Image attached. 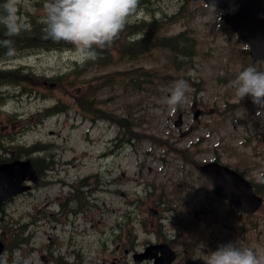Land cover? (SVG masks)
Wrapping results in <instances>:
<instances>
[{
  "label": "rangeland",
  "instance_id": "1",
  "mask_svg": "<svg viewBox=\"0 0 264 264\" xmlns=\"http://www.w3.org/2000/svg\"><path fill=\"white\" fill-rule=\"evenodd\" d=\"M37 1L40 0H17V11L34 12L37 8L35 12L43 17L44 10L35 6ZM181 5L180 0H167L156 7L155 14L170 15ZM183 6L188 15L173 22L168 33L187 29L194 34L198 42L195 68L179 72L171 68L170 82L155 83L150 92L135 96L117 85L105 84L100 91L104 108L122 115L131 112L138 119L136 130L141 135L156 134L170 143L178 141L183 148L193 147L195 160L199 163L219 155L221 162L246 169L250 179L258 180L264 173V123L257 119V108L251 98L239 101L235 89L230 86L249 61L243 52L246 44L229 31L224 20L217 30L218 17L203 2ZM143 17L147 14L143 13L139 19ZM167 59V53L155 52L133 63L93 69L84 77L90 79L142 65L163 72L169 65ZM75 62L70 51L38 50L0 59V67L25 66L50 76L64 73ZM256 69L264 72L259 67ZM179 80L188 84L186 101L175 111H170L166 98ZM29 88L37 89L36 86ZM2 91L5 99L3 125H7L5 114H14L17 119L12 127L17 131L16 140L27 145L37 141L49 144L54 160V168L47 174L48 180L53 181L51 184L40 185L28 195L13 199L0 208V223L23 226L26 230L23 236L28 241L5 252L2 264H25L26 261L29 264H55L53 258L58 255L72 260L77 254L85 264H151L137 263L134 252L142 250L147 241L163 240L164 237L154 231L161 225V231L167 235L170 229L167 220L170 212L162 210L161 202L166 198L174 199V193L190 185L192 190L185 199L192 207L188 231L179 237L171 222V236H167L179 255L175 264H187V258L191 259L190 264H207L209 253L228 243H238L257 256L264 255V206L252 217L255 226L248 220L235 223L224 201L217 197L211 201L203 198L206 189L212 190V187L198 175V166L185 164L166 144L159 146L146 137L140 142L127 143L126 139L119 138L116 125L84 118L69 96L52 93L54 90L49 91L48 86L41 89L43 93L30 94L12 86H6ZM59 100L67 104L68 113L48 117L39 124L27 119ZM156 109L160 111H154ZM197 111L198 116L195 115ZM180 117L182 123L177 126ZM194 143L197 144L193 146ZM90 176H93L89 179L90 185L95 182L101 187L91 199L98 208L78 215L74 224L57 223L54 219L59 207L57 197L64 199L72 191L71 183ZM61 180L67 185L57 182ZM196 199H202V202L198 203ZM50 202L53 203L49 205ZM182 202L185 203L183 199ZM200 204L206 206V212H202L204 208ZM196 211L198 217L194 216ZM174 214L171 211V218ZM32 221H35L34 225L30 224ZM127 230L134 232L121 246L117 239L125 238ZM199 235H205V240ZM8 236L10 234L0 227V238L7 241ZM188 238L191 248L184 244ZM67 249L69 252L65 253Z\"/></svg>",
  "mask_w": 264,
  "mask_h": 264
},
{
  "label": "trees",
  "instance_id": "2",
  "mask_svg": "<svg viewBox=\"0 0 264 264\" xmlns=\"http://www.w3.org/2000/svg\"><path fill=\"white\" fill-rule=\"evenodd\" d=\"M147 1L149 0H140L139 9ZM163 1L165 0H158V3ZM4 2L5 0H0V5ZM44 3L45 0H42V8L44 7ZM148 8L149 7H147L146 10H151L152 13L154 12V7L150 9ZM16 14L19 17H22L29 27L26 30H23L19 35L9 37L6 35L7 30L0 25V58L15 56L27 50L37 51L42 49L72 48L71 45L63 42L58 43L45 38L44 25L41 23V15L29 12H26L25 15H20L19 11H17V5ZM180 15L181 11H178L171 16L164 15L161 18H151L149 20H141L137 23L129 24L112 46L103 50L96 60L88 61L83 66L75 64L68 72L63 74L49 76L24 67H17L8 70L0 69V103L3 102L4 93L1 91V87L4 85H14L19 89L24 88L25 90L28 89L29 92H32V89L29 88L32 85L35 86L37 84L51 83L55 90H60L69 95L75 96L72 94V90L78 87L79 84H82V75L90 71L92 66L102 68L112 64L115 61V58L121 61H126L145 57L154 51H166L168 52L170 60L174 66L179 67L180 65H185L187 62L191 61L192 57H194L197 52L195 38L187 31L176 35H169L165 32L171 22L176 21ZM6 40L12 41L11 46L14 49L12 55H8V48L3 46L2 42ZM161 76L164 80L170 75L167 72L160 73V71L156 69L147 70L144 68H136L122 72L121 75L117 72V78L112 75L102 76L100 78V83L124 82L130 85L132 90H135V88L142 87L144 83H151L155 78L159 79ZM92 83L93 81L83 82V91L81 92L80 97L76 96L77 103L85 111L91 113L95 119L98 118V116L105 117L104 119L117 124L123 130L124 135L129 136L134 125L129 117L123 118L113 112L104 113L101 109L93 108L95 86H93ZM122 84L120 85L122 86ZM62 110V103L55 104L53 107L45 109L44 112L36 114L35 121L36 123L41 122L48 114L61 112ZM10 120H12L11 117ZM1 139L0 133V144ZM43 150H45V146L36 143L30 147L21 146L17 148V154L27 155V151L42 152ZM33 161L35 167L41 171L40 173H44V170L47 169L51 163H49L48 158H44V156H37L33 158ZM255 190L259 193H263L261 192L263 190L259 189L257 185H255ZM83 198L85 197L83 196V193H81L78 196V201L82 202ZM14 240H16V238Z\"/></svg>",
  "mask_w": 264,
  "mask_h": 264
},
{
  "label": "clouds",
  "instance_id": "3",
  "mask_svg": "<svg viewBox=\"0 0 264 264\" xmlns=\"http://www.w3.org/2000/svg\"><path fill=\"white\" fill-rule=\"evenodd\" d=\"M219 0H210L209 6L218 17L217 30L222 27V9ZM17 0H5L0 5V25L9 37L19 35L29 25L16 14ZM140 0H45L41 23L45 38L71 45V58L83 66L96 60L101 52L119 38L126 27L143 15L139 9ZM238 11L235 0H230L229 13ZM8 55L14 53L12 41H3ZM239 101L250 97L257 108V119L264 123V72L247 67L239 72L230 84ZM188 84L184 80L174 83L171 94L166 98L170 111H175L186 101ZM159 112V109L154 110ZM6 256V254H3ZM2 264V262H0ZM25 264H29L28 261ZM207 264H264V255L257 256L251 249L238 243L218 246L209 253Z\"/></svg>",
  "mask_w": 264,
  "mask_h": 264
},
{
  "label": "water",
  "instance_id": "4",
  "mask_svg": "<svg viewBox=\"0 0 264 264\" xmlns=\"http://www.w3.org/2000/svg\"><path fill=\"white\" fill-rule=\"evenodd\" d=\"M208 4L210 0H205ZM238 11L229 13L230 0H219L218 6L226 14V22L230 24L239 37L245 40L251 48V56L264 62V0H235ZM203 173L216 185L218 192L228 198L241 210L247 213L255 212L262 199L252 192L249 182L240 174L227 167L210 163L202 167ZM30 176L35 179V172L29 161H15L0 166V202L10 196L24 191L20 187L23 180ZM3 245L0 243V253ZM149 256L161 251L154 264H171L176 255L167 245L148 248Z\"/></svg>",
  "mask_w": 264,
  "mask_h": 264
},
{
  "label": "bare ground",
  "instance_id": "5",
  "mask_svg": "<svg viewBox=\"0 0 264 264\" xmlns=\"http://www.w3.org/2000/svg\"><path fill=\"white\" fill-rule=\"evenodd\" d=\"M157 4H158V0H149V1L145 2V3L140 7V10H141L143 13H145V14H147V15H150V14H152V11H151V10H150V11L146 10L147 7H149L148 9H150V8L155 7Z\"/></svg>",
  "mask_w": 264,
  "mask_h": 264
}]
</instances>
